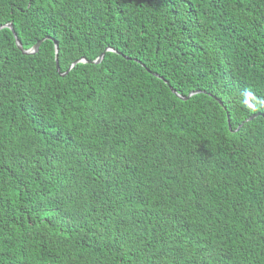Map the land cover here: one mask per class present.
<instances>
[{"label":"trees","instance_id":"obj_1","mask_svg":"<svg viewBox=\"0 0 264 264\" xmlns=\"http://www.w3.org/2000/svg\"><path fill=\"white\" fill-rule=\"evenodd\" d=\"M9 23L0 264H264V0H0Z\"/></svg>","mask_w":264,"mask_h":264},{"label":"water","instance_id":"obj_2","mask_svg":"<svg viewBox=\"0 0 264 264\" xmlns=\"http://www.w3.org/2000/svg\"><path fill=\"white\" fill-rule=\"evenodd\" d=\"M4 27H6V28H10V29L14 30V28H13V24H12V23L5 24V25L1 26V27H0V30H1L2 28H4ZM15 37H16V44H17L18 48H19L24 54H33V53H36V52L38 51V49H39V47H40L42 41H43V40L38 41L33 47H31L30 49H27V50H26V49L23 48V45H22L21 41L18 39V37L16 36V34H15ZM55 43H56V61H57V70H58V72L61 73L60 66H59V60H58V51H59V47H58V43H57V42H55ZM106 51H115V50L112 49V48H108ZM104 56H105V52L102 53V54H101L96 60H94V61H89V60H86V59H79V60L75 61V62L71 65L70 69H71L74 65H76L77 63H79V62L100 63V62L103 60ZM66 74H67V73H62V75H66ZM199 92H201V91H200V90H198V91H193V92H191L188 96L184 97V99H188L190 96H192V95H194V94H197V93H199ZM256 116H258V114H255V115L251 116L250 118L247 119V121L254 119ZM239 128H240V127H239Z\"/></svg>","mask_w":264,"mask_h":264}]
</instances>
